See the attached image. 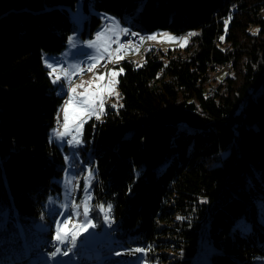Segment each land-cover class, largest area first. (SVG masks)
Segmentation results:
<instances>
[{"label":"trees","instance_id":"16d2710c","mask_svg":"<svg viewBox=\"0 0 264 264\" xmlns=\"http://www.w3.org/2000/svg\"><path fill=\"white\" fill-rule=\"evenodd\" d=\"M74 9L95 10L83 38L108 14L140 33L189 36L116 64L118 101L84 122L75 146L93 169L86 196L77 173L67 200L90 197L99 223L110 204L108 236L154 247L160 264H192L207 231L221 252L210 264L264 262V0H0V213L11 216L0 217V253L22 258L38 242L19 233L37 235L40 221L46 240L61 212L69 148L52 135L64 94L42 57L81 28ZM52 245L31 264L50 263Z\"/></svg>","mask_w":264,"mask_h":264},{"label":"rangeland","instance_id":"374dc122","mask_svg":"<svg viewBox=\"0 0 264 264\" xmlns=\"http://www.w3.org/2000/svg\"><path fill=\"white\" fill-rule=\"evenodd\" d=\"M94 11L95 10L92 9L87 12L82 11L79 17L77 9H74L71 12V19L73 23L75 21L76 23H78V21L81 23L87 15ZM108 16L109 14L100 15L101 18L98 26L94 30V34L91 38L87 35L84 36L85 39L79 37V40L72 41L75 39L73 35L76 32L71 33L63 51L59 54L46 53L43 54L42 57L43 63L51 76L52 83L56 86L62 87L61 89L64 94V100L61 104L62 114L60 115V112L57 114V122L52 137L60 146H63L64 143H66L69 148L65 152L66 171L64 176L60 179L63 204L61 206L60 214L53 216L51 224L52 221L63 220L65 217L70 218L73 225L77 223L82 224L84 222L83 207L81 206L77 208V205L79 204L69 202L67 197L70 193L81 190L79 187L80 176L77 173H83L82 176L85 178L86 184L90 176L93 174V169L85 162V159L79 153V149L75 148V146L81 142V133L84 122L91 117L97 118V115L101 118L105 103L115 105L118 101L117 76L120 73V68L116 67V64L118 60L124 56V53L119 54L117 57L120 58H115L114 63L108 64L105 68H100L99 65L104 57L110 55L109 41L111 37H121L120 35L124 32L118 33L117 31H114L113 33L110 30V25L107 19L109 18ZM77 17L79 19H77ZM88 30L89 24L86 25V32H88ZM98 34L100 36L99 39H97ZM143 34L147 37H156V39L147 38L146 45L149 51L151 46H154L155 48L184 47L187 44L189 31L176 35L169 30L159 29ZM81 42L84 43V46H77ZM107 46L109 47L108 49ZM79 48L84 50V52L76 55L75 52ZM144 57H142L140 53L135 52L129 60L141 62ZM50 64L52 65L51 68L48 66ZM112 72H116L117 75H111ZM101 76H103V79H100ZM57 77H59V79H57ZM69 80L72 83L70 84V89L67 91L66 87ZM73 88L76 89L75 93L71 91ZM70 97L72 100L71 103H69ZM66 106L67 131L65 130ZM71 131H73L74 134L69 135ZM67 136H69L68 140L65 139ZM86 187L87 184L83 191L84 196H86ZM77 212H79L80 215L77 216ZM100 213L105 216V211H101ZM0 217L11 216H6L5 213H0ZM89 219L96 225V227L92 228L89 226L87 229L77 228L75 247H72L70 243L60 245L62 249L71 248L72 250L69 253V256H58L57 260L66 262V264H119L117 259L128 258L133 260V264H160L159 259L155 258V255H157L156 253L158 252H156L154 247L148 249L138 247V245H125L124 242L108 236L107 226L109 223H107L105 219H102L101 223H99V218L91 217L90 213ZM43 225L44 223L40 221L34 223L33 227L38 228L37 235L25 233L24 231L19 233L22 239H31L32 241L37 240L38 244L35 247L29 245L27 248L26 246L27 251L22 258H19V255L16 253L10 255L6 254L7 252L4 249L0 253V264H31L33 258L36 259L37 256H41L42 260L46 261L45 256L47 255L44 253L45 250L43 248L45 241H49L53 245L56 244L57 241L55 240L54 222L52 224L53 232L46 238V240L44 235L46 229L42 227ZM17 235V233H8L6 237L12 238ZM208 235V231L203 233L202 241L200 240V245L198 247V254L192 264H210L209 256L220 252L209 242ZM4 246H9V244H4ZM136 248H142L146 251H133ZM162 251H167L170 254L171 257L169 261H171V263L177 260L178 252L174 251L171 247L166 250L163 249ZM47 264H52L51 260L50 263ZM258 264H264V262H259Z\"/></svg>","mask_w":264,"mask_h":264},{"label":"snow or ice","instance_id":"6c2138e0","mask_svg":"<svg viewBox=\"0 0 264 264\" xmlns=\"http://www.w3.org/2000/svg\"><path fill=\"white\" fill-rule=\"evenodd\" d=\"M135 35V34H133ZM100 36L98 34L97 39H99ZM148 39H156L155 36H150L148 37ZM117 52L120 51V49L116 50ZM120 58V57H117ZM49 68L52 67V65H48ZM91 70V69H89ZM120 71L122 72L123 69H120ZM111 75L115 76L117 75L116 72H112ZM57 79H59V77H57ZM100 79H103V76L100 77ZM55 82V81H54ZM73 93L76 92V89L73 88L71 90ZM71 97L69 99V103H71ZM97 118H99V116L97 115ZM65 130L67 131V106L65 108ZM86 190V189H85ZM88 199H90V197L86 198L83 202H82V207H83V216H84V222L82 224L77 223L75 225L72 224V220L68 217H65L63 220H56L54 221L55 224V240L57 241L56 244L52 245V251L50 253V257L49 259L51 260L52 264H66V262H62L57 260L58 256H69V253L71 252V248H66V249H62L60 247V245H64V244H68L70 243L72 245V247H75L76 244V240H77V228H83V229H87L89 226L92 228H95L96 225L93 224L91 222V220L89 219V205H88ZM81 207V205H77V208ZM100 210L101 211H105V221L106 222H110V216L107 214L111 211V205L109 204L107 207V210H105L103 208V206H100ZM76 215H80L79 212L76 213ZM70 237V240H69ZM133 251L135 252H145V249L142 248H136Z\"/></svg>","mask_w":264,"mask_h":264},{"label":"built area","instance_id":"2783aa9c","mask_svg":"<svg viewBox=\"0 0 264 264\" xmlns=\"http://www.w3.org/2000/svg\"><path fill=\"white\" fill-rule=\"evenodd\" d=\"M135 34V35H133ZM121 37H111L109 43H110V55L104 57L101 60V67L105 68L108 64H113L115 61V58L119 54L124 53V56L118 60L117 63L123 61V60H129L132 57V54L135 52H138L143 55L147 52L148 47L146 45L147 36L143 33H132L129 31L124 30ZM117 49H120V51H116ZM74 77V76H73ZM71 81H68L66 90L68 91L70 88ZM60 112V110H59ZM59 114V113H58ZM73 131L69 133V135H72ZM69 137V136H67Z\"/></svg>","mask_w":264,"mask_h":264},{"label":"crops","instance_id":"0c3cea01","mask_svg":"<svg viewBox=\"0 0 264 264\" xmlns=\"http://www.w3.org/2000/svg\"><path fill=\"white\" fill-rule=\"evenodd\" d=\"M109 18H107L108 19V22H109V25H110V30L114 33V31H117L118 33H122L124 30H125V26H123L122 24H121V22L119 21V19L115 16V15H109L108 16ZM83 27V28H82ZM85 28V25H82L81 26V28L79 27L78 28V30L77 31H75L76 33L73 35L74 36V38L75 39H73L72 41H77V40H79V37H82L81 35H80V31H82L83 29ZM83 38V37H82ZM94 38V37H93ZM83 39H85V38H83ZM77 46H84V43L83 42H81V43H79ZM109 47L107 46V49H108ZM65 49V48H64ZM63 49V50H64ZM62 50V51H63ZM84 52V50H81L80 48L75 52L76 53V55H78L79 53H83ZM62 88V87H61Z\"/></svg>","mask_w":264,"mask_h":264},{"label":"bare ground","instance_id":"6f19581e","mask_svg":"<svg viewBox=\"0 0 264 264\" xmlns=\"http://www.w3.org/2000/svg\"><path fill=\"white\" fill-rule=\"evenodd\" d=\"M125 30H126V31H129V32H132V33H140V32H138V31H135V30H132V29H130V28H126V27H125ZM147 51H148V50H147ZM146 54H147V52L143 55V57H144ZM99 65H100V68H101V63H100ZM71 83H72V82H71ZM71 83H70V84H71ZM70 86H71V85H70ZM69 89H70V88H69ZM59 110H60V115H61V114H62V107H60ZM58 113H59V111H58ZM73 134H74V132H73ZM65 139L68 140V137H66Z\"/></svg>","mask_w":264,"mask_h":264}]
</instances>
